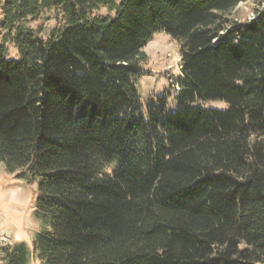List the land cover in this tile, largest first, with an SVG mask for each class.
Instances as JSON below:
<instances>
[{
    "label": "trees",
    "instance_id": "obj_1",
    "mask_svg": "<svg viewBox=\"0 0 264 264\" xmlns=\"http://www.w3.org/2000/svg\"><path fill=\"white\" fill-rule=\"evenodd\" d=\"M246 2L263 8L231 22ZM51 10L58 35L25 28ZM3 17L0 163L38 183L42 230L1 264H264V0H6ZM158 32L180 46L174 109L136 85Z\"/></svg>",
    "mask_w": 264,
    "mask_h": 264
},
{
    "label": "rangeland",
    "instance_id": "obj_2",
    "mask_svg": "<svg viewBox=\"0 0 264 264\" xmlns=\"http://www.w3.org/2000/svg\"><path fill=\"white\" fill-rule=\"evenodd\" d=\"M6 0H0V41L4 35L2 31L3 7ZM263 7H256L251 2L241 3L229 15L233 23L249 22ZM94 16H114L108 8H100L93 12ZM66 27L60 11H44L35 20L25 23V28L32 30L43 40L58 35ZM8 59H18V52L13 44H7ZM148 56L142 65V75L136 85L141 103L146 107L150 99L166 97L168 108L177 107V96L180 90L178 79L181 77L180 46L168 34L156 33L144 49ZM206 108L225 109L227 105L221 102H211ZM145 112V111H144ZM111 169L108 170V173ZM38 183L30 182L23 172L10 174L4 164L0 163V264L2 249L16 243H25L32 248L35 236L41 232L42 225L35 217L36 201L38 197ZM31 264H41L33 259Z\"/></svg>",
    "mask_w": 264,
    "mask_h": 264
},
{
    "label": "built area",
    "instance_id": "obj_3",
    "mask_svg": "<svg viewBox=\"0 0 264 264\" xmlns=\"http://www.w3.org/2000/svg\"><path fill=\"white\" fill-rule=\"evenodd\" d=\"M256 16H254L252 19H250V21H252L253 19H255Z\"/></svg>",
    "mask_w": 264,
    "mask_h": 264
}]
</instances>
